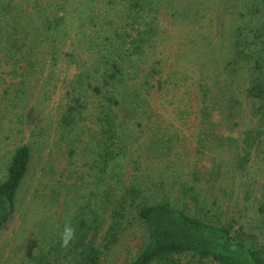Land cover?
Returning <instances> with one entry per match:
<instances>
[{"label": "trees", "instance_id": "1", "mask_svg": "<svg viewBox=\"0 0 264 264\" xmlns=\"http://www.w3.org/2000/svg\"><path fill=\"white\" fill-rule=\"evenodd\" d=\"M103 1L106 4L98 12L103 22L94 30L103 33L85 38L89 57L80 54L81 59L69 62L75 70L64 81L57 119L64 141L84 119L83 110H88L93 127L86 132L91 142L86 172L94 189H88V196L35 252L27 251L22 264H99L128 224L137 225L142 236L125 264H264V232L261 238L218 203V193L225 188L218 171H208L207 182L212 185L204 188L208 187L204 194L192 179L176 188L163 181L141 184L135 180L137 175L124 178L128 159L123 139L135 130L131 136L135 147L166 156L176 149L172 129L176 123L171 119L184 122L191 114L189 121L193 115L202 134L197 142L206 150L215 146L232 150L231 166L242 172L264 142V0H220L231 25L225 50L213 62L208 56L212 31L209 24L205 26L210 21L199 14L206 8H198L192 0ZM14 8L11 28L21 38L16 43L11 37L9 51L16 56L14 61L34 65L36 53L44 56L49 43L53 46L57 40L55 34L63 30L61 9L35 4ZM167 14L168 21H162ZM210 15L208 10L209 20ZM175 30L182 35L176 43L183 44L181 53H175L177 65L167 62L172 50L165 41ZM75 52L70 49L65 55L70 58ZM238 71L244 79L240 89L234 83ZM217 80L223 82L218 89ZM29 156L26 143L16 146L0 179V229L15 211ZM190 175L199 178L192 170ZM102 184L104 189L97 193ZM256 212L264 223V181ZM68 220L76 228V238L64 249L59 234Z\"/></svg>", "mask_w": 264, "mask_h": 264}, {"label": "rangeland", "instance_id": "2", "mask_svg": "<svg viewBox=\"0 0 264 264\" xmlns=\"http://www.w3.org/2000/svg\"><path fill=\"white\" fill-rule=\"evenodd\" d=\"M192 2L198 8H206L199 10V14L210 21L205 22V26L209 24L212 31L208 36L213 40L208 56L213 62L225 50L223 45L231 25L230 14L223 10L220 0ZM20 4L60 8L58 14L63 15V30L66 32L59 30L55 34L57 40H54L53 46V43L46 46L48 49L44 56L36 53L34 65L24 66L27 62L14 61L16 56L9 51L12 49L11 37L16 39V43L21 38L19 31L11 28L14 20L10 16L15 13L14 7ZM104 4L103 0H0V179L16 146L26 143L30 152L28 169L16 193L15 211L8 224L0 229V264L26 263L27 251L35 252L44 238L54 232L72 214L76 205L88 196V189H94L86 172L89 171L87 166L91 155L88 153L91 142H87L86 132L93 127L88 110H83L84 119L78 121L79 125L69 131L64 141L60 138L57 119L63 107L64 81L75 70L69 62L77 57L81 59L80 54L86 58L90 56L84 51L87 44L85 38L103 33L101 30L95 33L94 30L103 22L99 18L101 12H98ZM208 10L211 12L210 20ZM168 14L161 20L168 21ZM172 35L165 39L172 50L167 53V62L176 64L179 57L175 53H181L183 49V44L176 43V40H181L182 35L179 30ZM109 38L112 42L116 41L112 35ZM165 41L162 43L166 44ZM206 45L209 46V43ZM70 49L77 54L68 58L65 52ZM27 58L28 62L33 60L30 56ZM242 77L243 72L238 71L234 83L239 89L243 85ZM215 84L217 88L223 82L217 80ZM185 94L184 90L182 95ZM165 114L171 119V113ZM190 117L191 114L186 116L184 122L171 119L176 123L172 126L176 133V149L166 156L152 155L135 147L137 144L131 136L137 131L126 135L123 139L127 142L128 161L124 178L134 174L137 175L135 180L141 184L149 180L156 184L163 181L174 188L179 182L187 180L190 183L192 179L204 194L208 187L204 188L211 183L207 182L208 171H218L220 183L225 182L223 191L217 192L218 203L227 206L228 211L238 216L247 229L262 238L264 223L256 212V203L264 181V142L253 153L246 168L239 172L231 166L232 150L225 146L206 150L201 146L202 142H197L202 135L197 126L199 121L193 115L189 121ZM81 123L85 125L79 133ZM132 127L136 129L134 124ZM68 148L71 149L70 154L66 152ZM191 170L197 172L199 178L191 176ZM103 189V184L98 185L97 193ZM141 236L142 231L137 225L128 224L107 254L101 257L99 264H125L140 246ZM203 264L215 263L208 261Z\"/></svg>", "mask_w": 264, "mask_h": 264}, {"label": "clouds", "instance_id": "3", "mask_svg": "<svg viewBox=\"0 0 264 264\" xmlns=\"http://www.w3.org/2000/svg\"><path fill=\"white\" fill-rule=\"evenodd\" d=\"M75 238L76 228L71 224L70 220L65 221V224L59 234L61 248L67 249Z\"/></svg>", "mask_w": 264, "mask_h": 264}]
</instances>
